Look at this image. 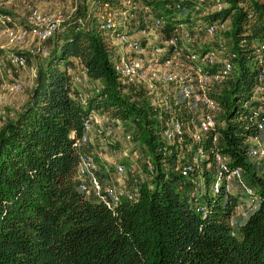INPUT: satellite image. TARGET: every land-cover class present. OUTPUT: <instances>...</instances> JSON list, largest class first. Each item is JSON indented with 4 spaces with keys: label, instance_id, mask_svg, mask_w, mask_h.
<instances>
[{
    "label": "trees",
    "instance_id": "16d2710c",
    "mask_svg": "<svg viewBox=\"0 0 264 264\" xmlns=\"http://www.w3.org/2000/svg\"><path fill=\"white\" fill-rule=\"evenodd\" d=\"M92 1L90 24L85 25L87 0H81L76 15L47 40L50 47L37 65L26 100L0 125V264H264L263 162L256 166L250 155L259 135L257 121L264 118V91L256 90L264 0H214L212 5L224 6L204 15L197 0H140L150 24L165 37L179 25L184 30L185 23L203 22L206 29L229 21L224 33L231 47L225 53L234 54V69L226 84H214L211 92L224 111L223 125L199 140L186 138V133L175 144L161 138L169 112L161 126L149 101L139 104L122 93L123 84L113 67L120 49L115 38L131 32L100 26L101 15L125 13L131 0ZM0 14L13 17L3 8ZM139 42L143 47L147 44L144 37ZM192 51L203 56L214 49L206 44ZM73 58L88 80L100 83L86 91L84 101L72 95L77 86H71L63 68L73 67ZM219 67L216 62L205 65V70ZM181 104L184 113L179 115ZM188 107L186 101L174 104L172 115L186 121ZM92 111L124 123H141L140 131L132 135L146 145L154 173L152 185L139 184L134 201L122 199L108 207L77 189L75 175L83 150L76 139ZM109 144L114 145L111 140ZM183 146L185 155L180 151ZM199 148L202 160L188 175H181V164L192 161ZM216 152L228 168H240L256 187L258 205L235 224L241 193L212 191L219 169ZM165 162H174L179 172L163 169ZM197 176L203 186L199 193H190L188 186ZM200 207L206 208V215Z\"/></svg>",
    "mask_w": 264,
    "mask_h": 264
},
{
    "label": "built area",
    "instance_id": "2783aa9c",
    "mask_svg": "<svg viewBox=\"0 0 264 264\" xmlns=\"http://www.w3.org/2000/svg\"><path fill=\"white\" fill-rule=\"evenodd\" d=\"M205 3H207V0H197L198 6L204 5ZM220 5V3L214 5L217 8L215 10L220 9ZM123 13L124 12L118 13L114 11H107L104 15L100 16V26L105 28L115 27L116 17L122 15ZM69 18L70 17L63 18L61 15L48 16L41 13L39 9L32 8L27 18V23L34 36L41 43L50 39L60 29L62 23ZM156 23L159 24L158 21H156ZM223 26V24L220 25V27ZM0 27L4 30L10 44L22 42L29 32V30L24 27L15 26L13 17L10 15L0 14ZM180 28L181 25L177 26L174 29V33L167 39V43L170 46V52L163 61H161L160 58H148L144 60L141 53L146 48L140 45L139 39L130 38L129 35L125 33H121L116 36L120 42L125 43V46L119 49V56L116 57L113 66L114 70L119 75L121 84L125 85L133 83L138 79H149L151 81L161 82L164 85L171 83L178 85V90L174 94L158 93L157 96V94L154 93L155 97L160 98H158L160 105H163V107L165 106L164 108L166 110L168 109L170 114H168L165 118L164 126L161 130V138L167 144L181 143L184 135L187 133L188 127L193 128L189 131V133H187L192 140H199L207 133L216 130L218 122L216 116L212 113V110L215 108L221 110V107L211 96L212 87L215 83L222 81L225 77H229L234 69V54L224 53L220 59L218 57L216 59L215 55L211 54L213 51H210V54L209 52L205 53L203 56H200V53L192 51L191 53L184 54L187 61V71L184 72L183 76L177 77L178 70L177 67H175V64L178 65V62L175 58V53H179L181 50L178 47V36L183 32V30ZM217 28V25L209 24L206 26L205 31L212 34ZM184 34L185 36H188L187 32ZM29 51L31 54L41 53L45 55L47 48L42 45L38 46L36 49L31 48ZM256 54L259 66L257 74L258 85L256 90L260 91L262 89L261 82L264 80V42L257 46ZM7 60L12 65L19 68L25 67L27 63L25 55L15 52L9 53L7 55ZM216 62L220 63V67L216 71L209 72L208 70H205V65H212ZM63 68L70 76L71 86L76 87V84L79 82L80 75H78L69 64L65 65ZM35 73H33V79ZM27 82L28 84L33 83V81ZM5 86H7V88L12 92H19L24 90L25 83L22 80L17 79L7 83ZM72 95L78 97L81 101H84L85 94L82 92L75 91L72 92ZM3 101V94L0 93V110L3 106ZM153 101L155 102V98ZM183 101H186L188 106H190V104H194L197 107L196 114L189 118V121L180 120L172 115L171 112L174 104L181 103ZM100 122V116L97 112L92 111L83 121V133L76 139L77 147L82 148L83 145L88 143L93 136L98 137L103 134H108V131L104 130ZM257 129L259 135L253 139V144L250 148V155L254 159L258 158L263 162L262 172L264 175V118L257 121ZM201 133L203 135H201ZM215 141L216 134L213 136V142ZM202 158V148H199L192 161H187L181 164V175H188L189 172L194 169L195 165L200 163ZM214 160L217 165H219V169L212 184V191L214 193L220 192L221 190L232 192L233 185L239 188H244L245 194L242 196L239 205L245 206L249 210L256 208L258 204L256 203L253 195L257 198L258 196L256 193L254 194L251 187L245 185L243 171L240 168H228L223 162V157L218 152L215 153ZM105 170L109 172V174L110 172H114L116 174H123L126 172V168L121 163H118L115 166H105ZM99 171L100 166L95 159V156L89 152L83 151L80 154L75 179L77 189L84 194V196L90 198L93 197V199L104 203L108 207L116 205L122 199L129 201L136 200L137 189L131 194L122 188H117L116 186L108 183L105 184L98 177ZM147 171L152 175L154 173V167L152 165H148ZM199 210L203 212V215H206L205 207H200Z\"/></svg>",
    "mask_w": 264,
    "mask_h": 264
},
{
    "label": "rangeland",
    "instance_id": "374dc122",
    "mask_svg": "<svg viewBox=\"0 0 264 264\" xmlns=\"http://www.w3.org/2000/svg\"><path fill=\"white\" fill-rule=\"evenodd\" d=\"M80 1L81 0H11V2H9V0H0V8L13 13V22L15 26H21L29 30L26 38L22 42L18 43L19 45H25L26 47H29L27 52L23 54L27 58L25 67H16L7 60V55L9 53H17L19 52V50L17 51L16 48L11 47L0 48V93L3 94V97L4 95H6V93H10L12 95L15 94L12 91L10 92V90L5 85L17 79L25 82V88L22 92L27 93L30 84L26 82L27 80L24 81V78H22L21 76L18 77V75L27 74L26 76L28 77H26V79L31 80L33 78V73L36 72V65H38L41 59H43V54H31L29 49H36L38 46L42 45L49 49L51 44L50 41L40 43L34 36L31 29L28 27L27 18L29 16L30 10L32 8H37L41 13L48 16L61 15L63 18H71L76 15V12L80 7ZM212 1L214 0H207L206 4L200 5L198 7L199 9L200 7H202L201 9H203L200 13L201 15H204V12L206 13L217 9L216 6L212 5ZM87 4L88 16L85 17V25L90 24L92 16H94L93 1L87 0ZM223 6L224 4L220 5V7ZM128 7L129 10L115 19V25L119 29H128L131 32V34L129 35L130 38L140 39L144 37V39H146V49H144V51H142L141 53V56H143L144 60L148 58H160V56L170 48L167 43V39L171 35H167L165 37L158 29L150 24L151 20L149 14L146 12L143 6L140 5V0H131V2L128 4ZM198 18L200 17L195 16V19ZM65 21H67V19ZM202 23L196 24V26L188 25L187 23H185V29L178 36V47L181 50L179 51V53H175V58L178 62V65L175 64V67H177L178 70L177 77L183 76L184 72L187 71V61L184 54L191 53L193 49L209 44L214 49L213 53L211 54H214L216 59L217 57L220 59L226 51H229L231 47V40L224 33V31L229 27V21L225 22L223 27L217 28L216 31L212 34H209L205 31V27H203L204 25ZM197 25L199 26L197 27ZM2 32L4 31H2L0 27V42H5ZM185 32L188 33V36H185ZM115 43L120 48H123L125 46V43L120 42V40H118L117 38L115 39ZM9 45L11 46V44ZM21 50H24V48H22ZM73 69L78 75H80L79 82L76 84V86L81 85L78 89H80L83 94H85L87 90H92L99 86V81L91 80L90 82H88V79L84 73L80 72V70L76 69L74 66ZM228 79L229 77H225L220 84H226ZM83 84L90 86L85 87ZM261 86L262 89L260 91H264V80L261 82ZM176 88L177 87L174 83L164 85L161 82H155L149 79H138L133 83L123 85L121 90L125 96L129 97L132 101H135L139 104H143L144 102L149 101L151 105V112L154 115V118L159 122V125L163 126V117L166 116L168 109L166 110L164 108L165 106L163 107V105H160V103L158 102L160 98L158 97V99L157 97H155L154 93H156L157 96L158 93L174 94L177 91ZM154 98L155 102L153 101ZM20 101V96L13 98L12 102L4 103L3 101V106L0 110V125L4 121L6 115L12 116L15 113V111L19 107L18 105L20 104ZM176 104L178 105L179 103ZM196 111L197 107L194 104H191L188 109H186V115L184 116V118H187V121H189V118L194 116L196 114ZM181 113H184L183 106H179L178 108V114L181 115ZM212 113L216 116L218 125L219 127H221L223 125L222 121L224 118V111L222 109L219 110L218 108H215L212 110ZM97 114L100 116V123L102 127L105 131H108V134H103L96 138L95 146L97 153H93L99 158V162L106 163L105 166H115L118 163H122L126 168V172L123 174L110 172L109 184L120 188L124 186V184L128 180L131 183L130 187H122V189L131 194L138 188L139 184L142 182H147L149 185H152L153 177L147 171V166L152 165L154 167L153 158L150 155L146 145H144L139 139H135V136L132 135V131L136 133L140 131L141 123L139 121H127L126 123H124V121H120L118 119L111 120L107 115L101 112H97ZM192 129V127H188L187 133H189V131H191ZM201 135L203 134L201 133ZM187 137H189V134L186 136V138ZM109 140H111L114 145L109 144ZM219 142L220 140L218 138L216 144L219 145ZM186 149L187 147L185 146L180 148L182 155H185ZM99 152L101 154H98ZM255 159L256 161H254V164L256 166L262 167L260 160L258 158ZM163 169L173 173L179 172L178 167L175 166L174 162H165L163 164ZM243 179L245 185L251 187L255 194L256 187L253 185L252 181L247 176L243 177ZM202 186V179L200 178V176H197L188 186V190L190 191V193H199L198 189L202 188ZM232 192H240V198H242V196L245 194L244 188H239L235 185L232 186ZM253 197H255L256 203L258 204V198L255 195H253ZM245 209L246 207L241 205L236 207L234 212L235 218H233L234 224L241 218L240 211H243Z\"/></svg>",
    "mask_w": 264,
    "mask_h": 264
},
{
    "label": "crops",
    "instance_id": "0c3cea01",
    "mask_svg": "<svg viewBox=\"0 0 264 264\" xmlns=\"http://www.w3.org/2000/svg\"><path fill=\"white\" fill-rule=\"evenodd\" d=\"M9 2H11V0H9ZM13 5H15V4H13ZM211 12V11H210ZM182 28H183V25L181 26ZM2 29V28H1ZM2 31H4L3 29H2ZM2 34H3V37H4V39H5V42L4 41H1L0 42V48H16V50L18 51L19 50V52H17V53H19V54H25V52H27V50H28V48L29 47H26L25 45H19L18 43H16V44H11V46L9 45L10 43L8 42V39H7V37H6V34H4V32H2ZM2 40V39H1ZM22 48H24V50H21ZM27 48V49H26ZM26 50V51H25ZM27 54V53H26ZM43 57L45 56L44 54L42 55ZM70 61H71V63L74 65V67L76 68V69H78V70H80V68L77 66V60L76 59H70ZM36 69H37V65H36ZM80 72H82V71H80ZM27 74H25V75H18V77H22V78H24V81L25 80H27V81H31V80H34L33 78L30 80H28V79H26V77H28V76H26ZM26 81V82H27ZM91 80H88V82H90ZM25 83V82H24ZM30 84V83H29ZM84 85V84H83ZM32 86H33V83H31L30 85H29V90L27 91V93L25 92V93H23L22 91H19V92H13V93H15V94H10V93H6V95H4V103H6V102H12V99L13 98H15V97H21V101H20V104H22L25 100H26V98H27V96H28V92L31 90V88H32ZM79 86H81V85H78L76 88H77V91H81L80 89H78L79 88ZM85 87L87 86H90V85H84ZM11 92V91H10ZM22 92V93H21ZM16 93H18V94H16ZM15 95H17V96H15ZM20 104L18 105V106H20ZM17 106V107H18ZM96 136H93V137H91V139H90V141L88 142V143H86L85 145H83V147H82V150L83 151H87V152H96L97 153V150H96V146H95V143H96ZM98 154H101L100 152L98 153ZM102 165L104 164V166H105V164L106 163H104V162H102L101 163ZM99 177H100V179H101V181L103 182V183H105V184H109V182H110V174H107L106 173V170H104L103 169V167L101 168V170L99 171ZM130 185H131V183H130V181H126V183L124 184V186H122V187H130ZM122 187H120V188H122ZM250 210L248 209V208H246L245 210H243V211H240V213H241V217H243V216H245L248 212H249Z\"/></svg>",
    "mask_w": 264,
    "mask_h": 264
}]
</instances>
